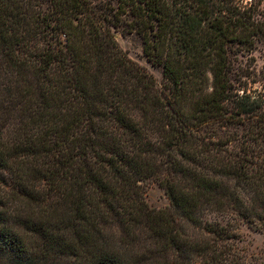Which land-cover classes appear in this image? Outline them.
<instances>
[{
  "label": "trees",
  "instance_id": "obj_1",
  "mask_svg": "<svg viewBox=\"0 0 264 264\" xmlns=\"http://www.w3.org/2000/svg\"><path fill=\"white\" fill-rule=\"evenodd\" d=\"M128 13L164 97L115 38ZM257 45L252 3L0 0V264H246L235 230L264 233V100L235 55ZM148 181L171 207L149 206Z\"/></svg>",
  "mask_w": 264,
  "mask_h": 264
},
{
  "label": "rangeland",
  "instance_id": "obj_2",
  "mask_svg": "<svg viewBox=\"0 0 264 264\" xmlns=\"http://www.w3.org/2000/svg\"><path fill=\"white\" fill-rule=\"evenodd\" d=\"M94 5L106 6L110 5L114 9L119 6L120 0H89ZM235 3L242 8H247L252 3L256 7V16L259 20H264V0H234ZM122 19L128 24H124L120 30L114 31L115 38L121 49L125 52L130 60L141 66L149 74L153 75L157 82V89L164 97L168 93L167 83L163 75L162 67L153 65L144 54L143 40L136 31L138 20L133 18L129 13L123 15ZM236 54L235 58L239 62H235V67L245 68L251 73V79L256 82L251 85V90L255 91L257 96L264 100V47L257 45V49L252 54L244 53ZM264 111V105H263ZM237 147V146H235ZM145 199L149 206L153 209H166L171 207V200L165 190L155 181L145 182L143 185ZM184 233L191 239L197 241L212 240L209 235L200 228L190 224L186 219L178 217ZM203 220L214 222L216 220L225 221L221 215L206 212ZM235 233V247L243 261L246 264H264V233L257 231L253 225H249L246 221L238 222ZM200 259H196V264H200Z\"/></svg>",
  "mask_w": 264,
  "mask_h": 264
}]
</instances>
